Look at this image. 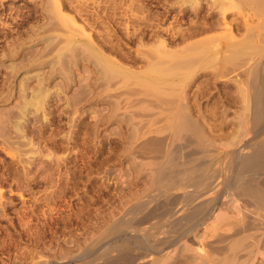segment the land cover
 Returning <instances> with one entry per match:
<instances>
[{"label":"rangeland","instance_id":"obj_1","mask_svg":"<svg viewBox=\"0 0 264 264\" xmlns=\"http://www.w3.org/2000/svg\"><path fill=\"white\" fill-rule=\"evenodd\" d=\"M181 1L0 0V264H264V212L234 194L239 178L255 177H239L242 159L264 145L263 73L261 123L248 60L219 72L213 61L186 80L183 100L168 94L147 60L225 32L179 40L202 22ZM92 52L127 80L105 77ZM181 101L201 144L174 139ZM171 156L183 167L169 175ZM248 221L256 229L243 230Z\"/></svg>","mask_w":264,"mask_h":264},{"label":"bare ground","instance_id":"obj_2","mask_svg":"<svg viewBox=\"0 0 264 264\" xmlns=\"http://www.w3.org/2000/svg\"><path fill=\"white\" fill-rule=\"evenodd\" d=\"M185 3H184V2ZM182 7L183 5L185 6H189V8L193 9L192 11L193 14H195L194 16H196L197 18L199 19H202V22H198L199 25H196L195 26H192V30L190 29V33L188 32V34L186 35H189L188 37H186L185 34H182L179 36V40H181L182 42L183 41H186L187 39L189 40V38H193L195 36H199L200 34H205L207 32L209 33H214V31H220V30H225L224 33L220 34V35H214V36H208L207 38H204V39H194L195 41L191 42L189 45H185L183 49H179V51L177 50L176 52H173V53H170L169 52H166V51H163L162 55L159 54V56H157L156 59H150V60H147L148 61V64L146 66L147 70H153L152 72H155L158 76V79H167L170 81V86H167L165 88H170V92L171 91H175V93H179L181 94L180 95V99L183 100V96H184V91H185V87L187 86V83H186V80L192 76V74H195L197 73L199 70L205 68L207 65H209L211 62L213 61H220L221 64L225 63V65H218V72L223 70L222 68H225L227 65L229 66V69L230 70H233L235 71L237 69V66H238V62L240 61H243V60H248L249 63H248V66L250 68L247 67L246 69V72H247V78L251 77L253 82H252V87H253V93L251 94L252 95V113H253V116H252V121L254 123H261L262 122V119H263V113L262 111L259 110V108L261 107V102H260V91L257 89L258 87L257 86V83H258V75L262 74L263 73V78H264V0H182ZM184 3V4H183ZM179 5V6H181ZM181 8V7H180ZM188 8V7H187ZM187 8L186 10L183 11L186 12L187 11ZM239 10V12L241 13V15H244V21H239L238 19H232V20H229L228 19V16H229V13L232 11V10ZM183 10V9H182ZM182 12V11H181ZM186 14V13H185ZM246 15H251L252 16H256L258 17L261 22L258 24V25H250L249 24V18H247L248 16ZM65 17V16H64ZM66 19V18H65ZM148 19V18H147ZM253 19V17L251 18ZM67 20V19H66ZM132 20V19H131ZM133 21V20H132ZM69 22V20H68ZM71 22V21H70ZM69 22V23H70ZM70 26V24H69ZM136 27V26H135ZM71 28V27H70ZM139 30V29H138ZM242 30H244V33L241 34V36L238 35V32H243ZM145 31V30H144ZM75 32V31H74ZM216 33V32H215ZM208 34V33H207ZM129 36V35H128ZM206 37V36H205ZM196 38V37H195ZM187 40V41H188ZM181 43V42H180ZM186 43V42H185ZM114 44V43H113ZM184 44V43H183ZM71 45V44H70ZM163 45V44H162ZM67 46V45H66ZM69 46V45H68ZM80 46V45H79ZM86 47V46H84ZM158 47V46H157ZM164 47V50H165V45L163 46ZM162 47V48H163ZM61 48V47H60ZM161 50H163L161 47H159ZM115 49V48H114ZM62 50V48L60 49ZM64 50V49H63ZM72 50V49H71ZM84 50V48H83ZM94 49H88V51H92ZM80 51V50H79ZM86 52V50H84ZM75 52V51H74ZM83 52V51H82ZM162 52V51H160ZM158 52V53H160ZM94 53V52H92ZM154 53V52H153ZM157 54H154L155 55H158ZM73 54V52H72ZM84 54V53H83ZM91 54V53H90ZM90 54H89V58L93 57L95 60V63H96V66L101 68V72L104 73L105 77L107 76V74H114L113 75H110L109 78H111V81L112 80H115L114 78H118L121 74H120V68H119V64L118 66L114 63H110L103 55L101 54H98V53H94L93 56L90 57ZM150 54V53H149ZM63 55V54H62ZM77 55V54H76ZM82 55V54H81ZM66 56V55H65ZM78 56V55H77ZM150 56H153V55H150ZM153 56V57H154ZM129 57V56H128ZM156 57V56H155ZM58 58V57H57ZM61 59V55L59 57ZM62 58H64L62 56ZM78 58V57H77ZM150 58V57H149ZM87 59V58H86ZM65 60V58H64ZM155 60V61H154ZM253 62H252V61ZM89 61V60H88ZM146 61V62H147ZM154 61V62H153ZM255 61V62H254ZM254 63L252 66H251V63ZM64 63V62H63ZM66 64V63H65ZM244 65H246L245 63H243ZM67 65V64H66ZM155 66H158V67H155ZM155 67V68H153ZM236 67V69H235ZM245 67V66H244ZM240 68V67H239ZM243 68V67H241ZM63 69V68H62ZM65 69V68H64ZM216 69V68H215ZM71 70V69H70ZM96 70V68H95ZM67 71V70H66ZM150 71V72H151ZM217 70H215V74L217 73L216 72ZM100 72V71H99ZM222 73V72H221ZM219 73V74H221ZM245 73V72H244ZM116 74V76H115ZM119 74V75H117ZM69 76V75H68ZM122 76V75H121ZM125 76V74L123 75ZM127 76V74H126ZM108 77V76H107ZM129 77V75L127 76ZM127 77H125L126 79H124V77H120L118 79H121L122 80H127ZM153 77V76H152ZM220 77V75H219ZM262 78V79H263ZM107 79V78H105ZM117 79V80H118ZM103 80V79H102ZM110 80V79H109ZM123 80V81H124ZM130 80V79H128ZM100 81V79L98 80ZM104 81V80H103ZM122 81V82H123ZM117 82V81H116ZM141 82V81H140ZM189 82V81H188ZM43 83V82H42ZM120 83V82H118ZM143 83V82H142ZM147 83V82H145ZM111 84V82H110ZM114 84V83H113ZM126 84V83H125ZM169 84V82H168ZM148 85V84H147ZM256 85V86H255ZM136 86V85H135ZM154 86V85H152ZM164 85H160V87H162ZM173 86V87H172ZM263 86V85H262ZM112 87V86H111ZM110 87V89H111ZM123 87V86H122ZM131 87V86H130ZM155 87H157L155 85ZM154 87V90L156 91ZM159 87V85H158ZM176 87V89H179V92H176V89L173 90L174 88ZM178 87V88H177ZM180 87V88H179ZM188 87V86H187ZM186 87V88H187ZM163 89L164 87L161 88V92H163ZM181 89V91H180ZM184 89V91H183ZM152 90V89H151ZM158 90V89H157ZM168 90V89H166ZM168 90V92H169ZM117 91V90H116ZM160 91V90H159ZM159 91L157 93H159ZM165 91V90H164ZM178 91V90H177ZM38 92V91H37ZM149 92V91H148ZM154 92V91H153ZM160 92V93H161ZM167 92V93H168ZM130 93V92H129ZM134 93V92H133ZM152 93V92H151ZM150 93V94H151ZM156 93V94H157ZM165 94L164 95H167L166 97H168V94H172L171 93H168V94ZM109 94V93H108ZM155 94V93H153ZM163 94V93H162ZM161 94V95H162ZM176 94L173 96L175 97ZM121 95H123L121 93ZM140 95V94H139ZM144 95V94H143ZM158 95V94H157ZM162 96V97H165V96ZM169 95V97H171ZM48 96V95H47ZM124 96V95H123ZM147 96V95H146ZM151 96V95H150ZM178 94H177V99H178ZM37 97V96H36ZM125 97V96H124ZM156 97V96H155ZM165 97V98H166ZM173 97V98H174ZM45 98V97H43ZM150 98V97H148ZM154 98V97H153ZM173 98H171L173 100V102L175 101ZM185 98V97H184ZM38 99V98H37ZM36 99V101H37ZM41 98H39L40 100ZM161 99V98H160ZM33 100V99H32ZM157 100V99H156ZM164 101V100H163ZM167 101V100H166ZM249 101V100H248ZM247 101V102H248ZM29 102V101H28ZM153 102V101H152ZM157 102V101H156ZM155 102V103H156ZM168 102H172L170 101V99L168 98ZM172 102V103H173ZM177 101H175L173 103L174 107L175 105L177 104L176 103ZM178 102H179V99H178ZM246 102V104H247ZM34 103V102H33ZM37 103V102H36ZM44 103V102H43ZM132 103V102H131ZM42 104V103H41ZM186 103L184 102L182 104V101H181V105H183L181 107L180 105V110L175 114L173 115L172 118H174V122H172L173 120H171V123H174L173 124V129L175 130V137L174 139L176 138L177 140H181V141H184L186 144H192L195 140L201 144L202 143V133H203V130H202V126L199 124L198 121L194 120L192 117L191 112L190 114L188 113L190 110L188 109L187 107V110L185 108V105ZM250 104V102L248 103ZM247 104V105H248ZM21 105V104H20ZM24 105V103L22 104ZM32 105V104H31ZM39 105V104H38ZM43 105V104H42ZM168 105V104H167ZM172 105V104H171ZM188 105V103H187ZM246 105V106H247ZM27 106H30L29 103H27ZM40 106V105H39ZM249 106V105H248ZM35 107V106H34ZM38 107V106H37ZM42 107V106H41ZM177 107V106H176ZM28 108V107H27ZM170 108V107H169ZM172 108V106H171ZM26 109V108H25ZM24 109V110H25ZM173 109V108H172ZM261 109V108H260ZM40 110V109H39ZM167 110V109H166ZM176 110V108H175ZM189 110V111H188ZM263 110V109H262ZM171 111V110H169ZM22 112V111H21ZM167 112V111H165ZM174 112V111H173ZM19 114V113H18ZM23 115V114H22ZM172 116V114L170 115ZM175 116V117H174ZM192 116V117H191ZM23 118V117H22ZM171 118V119H172ZM17 119V116L15 118V120ZM14 120V119H13ZM169 120H170V117H169ZM7 121V120H6ZM20 121V120H19ZM18 122V121H16ZM15 123V122H14ZM15 125V124H13ZM258 126V125H257ZM15 127V126H14ZM18 127V126H17ZM11 130V129H10ZM20 131V130H19ZM13 132V131H12ZM10 133V132H9ZM183 133V134H182ZM8 134V133H7ZM11 134V133H10ZM15 134V133H14ZM9 135V134H8ZM16 136V135H15ZM14 139V138H13ZM195 139V140H194ZM183 142V144H184ZM182 144V143H181ZM184 144V145H186ZM180 146V145H179ZM177 148V146H176ZM181 149V148H179ZM177 149V150H179ZM176 154V153H174ZM173 154V155H174ZM178 155V154H177ZM173 156H171L172 158ZM177 157V156H176ZM174 156V158H176ZM170 159L169 158V166H164L165 168L163 169V172H165L167 170V173L169 171V175H172L173 172L170 173V170L172 169H176L177 167H183V166H178L181 161L180 159L177 165V162H176V159ZM178 158V157H177ZM175 162V163H174ZM167 164V165H168ZM181 165V164H180ZM198 166V165H197ZM168 167V168H167ZM185 167V165H184ZM180 169V168H179ZM188 169V170H187ZM186 170L184 169L185 172L183 173H186L187 171H190V173L192 174L193 171H191V169L189 170V168H187ZM194 169V168H193ZM173 170V171H174ZM240 174H238L239 177H242V175H253L255 177H251L250 179H247V177L245 179L247 180H244V177L239 178V181L236 182V186H235V196L244 204V207L245 209L246 208H250L251 207H254L256 210H262L264 212V180L263 181H260V179H257V177L260 176H263L264 174V145L254 149L252 151L251 154L249 155H246L243 159H242V162H241V166H240ZM181 172V170H180ZM189 173V172H188ZM188 173H186L184 177H189L191 176V174L189 175ZM216 173V172H215ZM257 176H256V175ZM167 175V174H166ZM177 176V175H176ZM198 176V175H196ZM201 176V175H200ZM246 176V175H245ZM192 177V176H191ZM217 177V176H215ZM250 177V176H249ZM171 178V177H170ZM177 178V177H176ZM195 178V177H194ZM190 179V178H188ZM264 179V178H263ZM238 180V179H237ZM176 181V180H175ZM187 181V179H186ZM190 181V180H189ZM196 181V180H195ZM167 183L165 184V187H167V189L169 190H173L175 189L176 187H178L179 183L176 182H170V181H166ZM188 182V181H187ZM193 181H191L192 183ZM198 182V181H197ZM205 182V181H204ZM202 181V183H204ZM210 182V181H209ZM165 183V182H164ZM201 183V182H200ZM196 184V183H194ZM205 185V184H204ZM199 186V184H198ZM208 186H211V185H208ZM164 187V185H163ZM185 187V186H184ZM183 187V188H184ZM205 188V186H204ZM207 189V188H205ZM190 190V189H189ZM175 191V190H174ZM187 191V189H186ZM197 191V190H196ZM168 192V191H167ZM189 193V192H188ZM192 193V192H190ZM192 194H195V193H192ZM184 195V194H183ZM186 195V194H185ZM192 196L189 195V198H191ZM208 202V201H207ZM206 202V203H207ZM253 208V209H254ZM254 209V210H255ZM253 211V210H252ZM251 212V211H250ZM249 212V213H250ZM256 212V211H255ZM136 213V212H135ZM253 214V213H252ZM257 214V213H256ZM255 214V215H256ZM258 215V214H257ZM248 216V214H247ZM246 216V217H247ZM252 216V215H251ZM262 218H263V215H261ZM245 217V216H244ZM250 218V216H248ZM256 218V216H255ZM246 219V218H245ZM248 219V218H247ZM253 219V218H252ZM261 219V218H260ZM243 220V219H242ZM258 220V219H256ZM264 221V220H263ZM262 221V222H263ZM238 222V221H237ZM242 221L238 222L239 225H243V224H240ZM245 222V221H244ZM260 223V222H259ZM263 224V223H262ZM239 225L236 224V227H239ZM261 225V224H260ZM254 222H247L245 223L244 225V229L243 230H250L252 231V229H256L254 228ZM257 226V225H256ZM242 227V226H241ZM241 227L239 228L238 231H241L242 232V229ZM260 227V226H259ZM262 228V227H261ZM234 230V228H233ZM237 230V229H236ZM264 230V229H263ZM261 231V230H260ZM258 232L255 230V233ZM240 234V233H239ZM257 235V234H256ZM236 236V235H235ZM250 236L252 235H249L248 237L250 238ZM247 237V236H246ZM245 236L242 238V241H245L248 240L249 238H246ZM253 237H256L253 235ZM259 238V237H258ZM229 240V239H228ZM239 240V239H238ZM236 240V241H238ZM251 240V239H249ZM235 241V240H234ZM242 241L240 240V243H242ZM237 244V245H240ZM244 243V242H243ZM242 243V244H243ZM260 243V242H259ZM264 243V241H263ZM258 244V243H257ZM236 245V246H237ZM250 245V244H249ZM253 245V244H252ZM256 245V244H254ZM259 245V244H258ZM219 246V245H218ZM243 246V245H242ZM220 247V246H219ZM230 247V246H229ZM249 246L245 245V248L247 249ZM250 247H253V246H250ZM222 248V247H221ZM220 248V249H221ZM231 248V247H230ZM233 248V246H232ZM239 248H242L240 246H238V249ZM255 248V247H254ZM237 248H235L233 251H235L236 253H232L233 255L232 256H236L239 254L238 252H240ZM222 250L224 251V249L222 248ZM245 249H242L241 252L243 253ZM251 250V249H250ZM249 250V251H250ZM253 250V249H252ZM238 251V252H237ZM225 252V251H224ZM232 252V251H231ZM251 252V251H250ZM229 253V252H228ZM226 252V255L228 254ZM247 253H249L247 251ZM253 253V251L251 252ZM230 254V253H229ZM241 254V253H240ZM239 254V255H240ZM125 255V254H124ZM220 255V254H219ZM231 255V254H230ZM243 256V255H241ZM251 258L253 257L252 255H249ZM229 257V256H228ZM141 258V257H140ZM145 258V257H144ZM237 258H239L237 256ZM230 259V258H229ZM233 259V258H232ZM244 259V258H242ZM136 261L138 260L137 258L135 259ZM132 261L134 262V264L136 263V261ZM228 260V259H227ZM231 260V259H230ZM229 260V261H230ZM236 260V259H235ZM234 260V261H235ZM240 260V259H239ZM247 260V259H246ZM245 260V261H246ZM126 261V260H125ZM123 261V262H125ZM128 261V260H127ZM232 261V260H231ZM232 261V262H234ZM248 261V260H247ZM118 262V261H116ZM225 262H228L225 260ZM236 263V262H235ZM246 263V262H245ZM244 263V264H245ZM223 264V263H222ZM240 264V263H239ZM241 264H243L241 262ZM251 264V263H250Z\"/></svg>","mask_w":264,"mask_h":264}]
</instances>
